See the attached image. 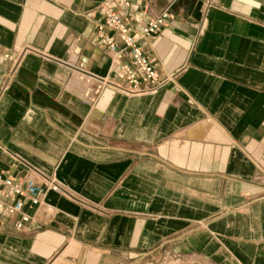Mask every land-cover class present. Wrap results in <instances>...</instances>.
Instances as JSON below:
<instances>
[{
	"label": "crops",
	"instance_id": "1",
	"mask_svg": "<svg viewBox=\"0 0 264 264\" xmlns=\"http://www.w3.org/2000/svg\"><path fill=\"white\" fill-rule=\"evenodd\" d=\"M106 2L0 0V172L58 186L0 264H264V0H133L144 94L97 90Z\"/></svg>",
	"mask_w": 264,
	"mask_h": 264
},
{
	"label": "built area",
	"instance_id": "2",
	"mask_svg": "<svg viewBox=\"0 0 264 264\" xmlns=\"http://www.w3.org/2000/svg\"><path fill=\"white\" fill-rule=\"evenodd\" d=\"M116 7L105 3L104 19L98 25L97 33L102 46L113 53V61L118 70L117 75L127 86L121 87L111 79H101L99 90L105 85L121 88L129 93L144 94L161 89L164 81L159 80L157 62L146 52L142 42L158 36L162 27L171 18L167 10L151 18L146 25L134 31L127 23V14L133 0H112ZM50 190H58L54 180L39 181L38 178L17 179L11 174L0 172V214L14 218L15 228L19 231L35 224V215L30 208L46 205ZM1 224V218H0Z\"/></svg>",
	"mask_w": 264,
	"mask_h": 264
},
{
	"label": "rangeland",
	"instance_id": "3",
	"mask_svg": "<svg viewBox=\"0 0 264 264\" xmlns=\"http://www.w3.org/2000/svg\"><path fill=\"white\" fill-rule=\"evenodd\" d=\"M178 260H173L172 258L170 259V264H177Z\"/></svg>",
	"mask_w": 264,
	"mask_h": 264
}]
</instances>
